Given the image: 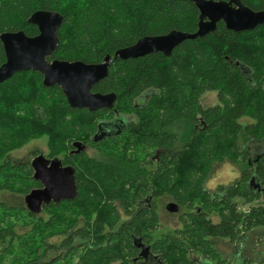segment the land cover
I'll return each instance as SVG.
<instances>
[{
  "label": "trees",
  "instance_id": "16d2710c",
  "mask_svg": "<svg viewBox=\"0 0 264 264\" xmlns=\"http://www.w3.org/2000/svg\"><path fill=\"white\" fill-rule=\"evenodd\" d=\"M241 1L264 10V0ZM40 9L62 15L57 47L47 59L85 63H100L144 36L195 32L199 20L192 0H0V34L35 36L38 28L27 19ZM4 61L0 41V65ZM91 90L114 92L113 108H73L58 85L45 87L33 70L0 83L1 263L45 264L47 251L62 250L65 264H133L136 240L152 254L139 264H232L217 239L234 244L264 228V150L258 151L264 142V23L233 31L220 21L169 56L117 58ZM206 91H216V103H201ZM113 110L132 118L118 136L92 141ZM241 117L251 121L241 123ZM42 136L45 155L73 167L77 193L32 213L24 196L41 184L28 160L8 156ZM78 140L97 155L70 152ZM224 161L243 165L239 177L208 190L214 164ZM147 196L152 206L141 208ZM160 196L179 206V225L155 237ZM240 264H264V255Z\"/></svg>",
  "mask_w": 264,
  "mask_h": 264
},
{
  "label": "water",
  "instance_id": "95a60500",
  "mask_svg": "<svg viewBox=\"0 0 264 264\" xmlns=\"http://www.w3.org/2000/svg\"><path fill=\"white\" fill-rule=\"evenodd\" d=\"M192 2L199 11L195 32L171 30L163 35L144 36L130 46L115 50L113 56L105 55L100 63L48 60L47 57L53 53L59 41L57 31L62 23V15L57 11L36 10L27 19L38 28L35 36H28L22 30L0 34L5 52V61L0 65V83L16 72L33 70L42 75V84L45 87L58 85L67 103L73 108H87L90 111L112 108L116 98L114 92L99 93L91 89L95 83L107 76L110 63L117 58H137L154 52L169 56L180 42L213 32L220 21L233 31L251 30L264 23V10H253L241 0ZM31 165L34 179L42 186L30 190L24 196L25 205L30 212L39 213L43 204L75 197L77 186L72 166H62L58 158L48 160L42 153L31 160ZM165 208L169 212L179 210L174 202L167 203ZM148 252L149 247L142 244L140 254L146 257Z\"/></svg>",
  "mask_w": 264,
  "mask_h": 264
},
{
  "label": "rangeland",
  "instance_id": "374dc122",
  "mask_svg": "<svg viewBox=\"0 0 264 264\" xmlns=\"http://www.w3.org/2000/svg\"><path fill=\"white\" fill-rule=\"evenodd\" d=\"M217 102L216 91H206L201 96V103L204 106L212 105ZM251 120L246 117H241L239 122L247 123ZM259 150H264V142L258 147ZM92 151V150H91ZM33 152L46 154V137L42 136L38 139H33L21 148L12 151L9 157L14 161H26L32 158ZM243 165H233L227 161L214 164L213 171L209 175L205 182V187L208 190H214L218 184H229L240 175V169ZM22 199H19L21 201ZM172 202L167 196H160L155 199L156 210L159 215L161 228L157 229L154 236L167 229H172L178 226L177 212H169L165 206L167 203ZM246 209L247 205H241ZM40 213V212H39ZM216 218H214L215 220ZM15 229L18 232H22L25 227L18 224ZM61 238L51 239L52 242H58ZM217 246L227 259L232 264H240L245 258L258 261L264 255V228L255 229L252 233H249L242 237L237 243H229L227 240L217 239ZM2 246H0L1 248ZM117 264V263H113Z\"/></svg>",
  "mask_w": 264,
  "mask_h": 264
},
{
  "label": "flooded vegetation",
  "instance_id": "af4514ba",
  "mask_svg": "<svg viewBox=\"0 0 264 264\" xmlns=\"http://www.w3.org/2000/svg\"><path fill=\"white\" fill-rule=\"evenodd\" d=\"M112 108H105V109H112ZM81 109L88 110L87 108H81ZM99 109H101V108H99ZM113 111L114 112H113V114L111 115L110 118H107V120H105V121H100L97 124L96 131L90 136V139L92 141L100 142V141H102L104 139L114 138L115 136H118L120 134V131L123 128V126L125 124H127L129 122V120H131V118H132L131 116H128V115L119 114L115 110H113ZM70 152H75V153H78V154L79 153H86L89 156H96L97 155L95 150H94V148H93V146H90L89 143H85L82 140L75 141L74 144H73V148L70 149ZM38 154L39 153L35 154V152H33L32 158L30 160H28L30 162V165H31V160ZM43 155L48 160L54 159V158L47 157L45 154H43ZM8 158L10 160L14 161L9 156H8ZM157 161H158V153H155V154L151 155L150 162H149V167L151 168V167L155 166ZM60 162H61V160H60ZM61 164H62V166H71L69 164H63L62 162H61ZM31 167H32V165H31ZM32 170H33V168H32ZM33 173H34V170H33ZM75 183H76V180H75ZM151 199H152L151 196H147L142 201H140L139 204L141 205V208H145V207L150 208L152 206ZM52 202H54V201H52ZM128 218H129L128 215H121L120 220L125 221ZM142 244L146 245L143 242L135 241V245H136L135 247L138 250V253H137V255L135 257H133V264H139L141 262H144L148 258L152 257L150 249H149V252L146 254V257H144V256H142L140 254L141 253ZM146 246H148V245H146ZM1 253H2V251L0 250V254ZM5 262L8 263V264H10V263L11 264H18V262L16 260L13 262V260L12 261L11 260L8 261V260L5 259ZM42 262L45 263V264H65V262H66L65 252L62 251V250H56V251L50 250V251H47ZM0 264H2L1 261H0ZM30 264H34V263H30Z\"/></svg>",
  "mask_w": 264,
  "mask_h": 264
}]
</instances>
